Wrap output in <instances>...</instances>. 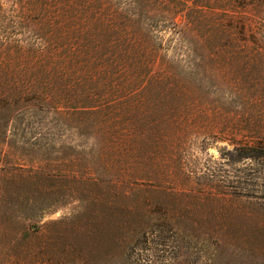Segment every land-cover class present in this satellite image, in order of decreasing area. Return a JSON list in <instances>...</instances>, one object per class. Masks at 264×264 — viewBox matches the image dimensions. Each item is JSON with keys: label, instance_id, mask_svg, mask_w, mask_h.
<instances>
[{"label": "rangeland", "instance_id": "obj_1", "mask_svg": "<svg viewBox=\"0 0 264 264\" xmlns=\"http://www.w3.org/2000/svg\"><path fill=\"white\" fill-rule=\"evenodd\" d=\"M223 1L242 35L226 27L219 63H181L201 80L175 83L188 108L157 96L120 159L91 124L0 110V264H264V58L244 40L264 47V9Z\"/></svg>", "mask_w": 264, "mask_h": 264}, {"label": "trees", "instance_id": "obj_2", "mask_svg": "<svg viewBox=\"0 0 264 264\" xmlns=\"http://www.w3.org/2000/svg\"><path fill=\"white\" fill-rule=\"evenodd\" d=\"M223 2L14 0L7 10L0 1V110H10L20 123L35 108L91 124L120 159L146 137L137 128L153 114L157 96L163 101L172 94L188 108L190 92L175 83L179 77L201 80L181 63H219L226 27L228 39L242 35ZM259 4L264 9V0ZM20 29L29 31L25 41ZM256 35L260 29L244 39L251 59L264 58ZM161 112L168 121L169 113ZM252 149L264 156V147Z\"/></svg>", "mask_w": 264, "mask_h": 264}]
</instances>
